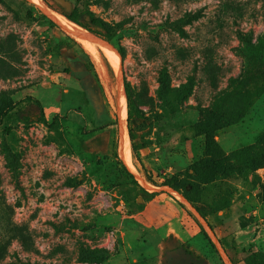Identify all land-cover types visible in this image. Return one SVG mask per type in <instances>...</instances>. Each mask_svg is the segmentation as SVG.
Here are the masks:
<instances>
[{
  "label": "rangeland",
  "instance_id": "obj_1",
  "mask_svg": "<svg viewBox=\"0 0 264 264\" xmlns=\"http://www.w3.org/2000/svg\"><path fill=\"white\" fill-rule=\"evenodd\" d=\"M50 1L100 18L121 77L36 3L0 0V106L19 102L0 122V264H228L216 239L238 264L264 256V0ZM121 80L149 187L121 155ZM232 113L208 150L200 122Z\"/></svg>",
  "mask_w": 264,
  "mask_h": 264
},
{
  "label": "trees",
  "instance_id": "obj_2",
  "mask_svg": "<svg viewBox=\"0 0 264 264\" xmlns=\"http://www.w3.org/2000/svg\"><path fill=\"white\" fill-rule=\"evenodd\" d=\"M28 1V0H26ZM44 3L51 9L60 12L65 15L71 21L79 24L80 26L88 29L89 31L94 32L95 34L108 39L106 35L101 31L94 27L98 23H101V20L97 16H92L90 19H79L77 17L76 10H67L65 8H55V6L51 3L50 0H43ZM29 15H32L29 12ZM69 71V70H68ZM126 94H127V125L129 130V135L131 140L133 141V146L135 149H142L147 146V142L138 139V134L136 131V126H138L144 119V112L139 104L135 101L130 91V88L126 82L125 84ZM19 105V102L14 100L13 98L4 99L0 106V122H2L7 116L12 114V111L16 109ZM17 111H19L27 120H41L45 116V109L40 101L38 100H28L24 107H20ZM240 114L232 113L231 116L228 117H218L214 124L208 119L200 122L199 129L200 133L206 135V145L207 149H211L214 138L215 131L221 127L227 126L233 122L239 120ZM118 122L116 119L109 120L104 124V128H111L114 125H117ZM165 185H173L169 182H163ZM198 212L208 221V216L204 212V209L200 205L195 206ZM231 261L233 264H238L237 260L230 254ZM247 264H264V256L259 254L258 252H252L247 257Z\"/></svg>",
  "mask_w": 264,
  "mask_h": 264
},
{
  "label": "bare ground",
  "instance_id": "obj_3",
  "mask_svg": "<svg viewBox=\"0 0 264 264\" xmlns=\"http://www.w3.org/2000/svg\"><path fill=\"white\" fill-rule=\"evenodd\" d=\"M33 3H36L41 9H43L51 18L58 22L66 31L71 33L73 36L77 37L82 42L88 44L91 47H98L106 52V54L114 59L117 62L118 67L120 68V53L116 46L108 39H105L92 31L80 26L79 24L71 21L70 19L64 17L59 12L51 9L44 3L43 0H30ZM119 76L121 77V68L119 69ZM127 94L126 89L123 83V80L120 81L117 95H116V113L118 115L119 121V132H120V151L122 157L125 159V162L130 169L137 176H139L140 181L144 186L149 187L150 185L140 176L139 171L136 165L132 161V149H131V140L127 125ZM170 191L178 197L181 201L190 204L188 200L176 189L171 188ZM204 220V219H203ZM205 221V220H204ZM209 230L212 232L210 227ZM213 236L214 233L212 232ZM216 239V237L214 236ZM220 249L222 250L224 257L228 264H233L228 255L224 252L223 247L220 242L216 239Z\"/></svg>",
  "mask_w": 264,
  "mask_h": 264
}]
</instances>
